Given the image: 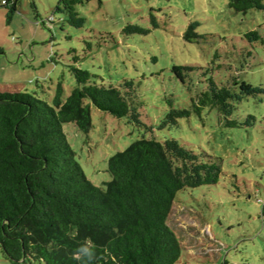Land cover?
<instances>
[{"label": "rangeland", "instance_id": "1", "mask_svg": "<svg viewBox=\"0 0 264 264\" xmlns=\"http://www.w3.org/2000/svg\"><path fill=\"white\" fill-rule=\"evenodd\" d=\"M58 3L20 0L11 15L0 6V91L34 92L50 103L60 81L65 99L76 85L71 65L114 85L132 80L144 125L94 106L87 132L63 125L87 178L96 185L110 180L108 158L141 137H174L219 158L217 183L175 196L167 220L181 244L175 264H264V92L236 103L229 118L237 126L209 107L162 125L171 108L189 107L210 77L218 85L238 77L264 87V8L242 13L228 0H84L76 9L85 22L75 27ZM193 21L199 36L188 41ZM128 24L142 30L126 32ZM253 30L257 37L246 36ZM173 65L195 68L183 71L182 82ZM0 264H14L1 246Z\"/></svg>", "mask_w": 264, "mask_h": 264}, {"label": "trees", "instance_id": "2", "mask_svg": "<svg viewBox=\"0 0 264 264\" xmlns=\"http://www.w3.org/2000/svg\"><path fill=\"white\" fill-rule=\"evenodd\" d=\"M20 0H0L8 15ZM84 0H60L57 10L68 24L81 27L85 18L76 9ZM228 6L246 13L263 9V0H228ZM44 23V22H43ZM199 23L188 24L184 38L195 41ZM126 32L142 30L128 24ZM246 36L257 37L256 30ZM0 52L2 49L0 48ZM194 66L173 65L182 82ZM76 85L63 99L59 81L49 103L34 92L0 91V246L12 263L79 264L73 256L81 243L96 247L95 264H175L181 255L178 236L168 225L178 191L217 183L219 158L196 153L174 137H141L108 158L111 179L96 185L87 178L63 131L73 122L92 127L91 107L144 125L142 102L132 80L118 85L97 79L90 71L71 65ZM264 87L233 77L191 96L187 108H171L162 125L216 108L225 124L240 125L229 117L236 103ZM254 121V116L249 115ZM264 216V201L261 205Z\"/></svg>", "mask_w": 264, "mask_h": 264}, {"label": "clouds", "instance_id": "3", "mask_svg": "<svg viewBox=\"0 0 264 264\" xmlns=\"http://www.w3.org/2000/svg\"><path fill=\"white\" fill-rule=\"evenodd\" d=\"M73 256L79 264H95L96 247L90 239L86 240L75 250Z\"/></svg>", "mask_w": 264, "mask_h": 264}]
</instances>
